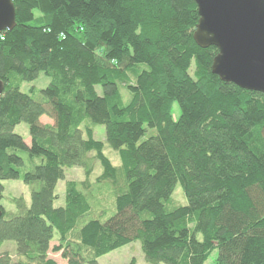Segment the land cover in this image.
<instances>
[{
	"label": "trees",
	"instance_id": "1",
	"mask_svg": "<svg viewBox=\"0 0 264 264\" xmlns=\"http://www.w3.org/2000/svg\"><path fill=\"white\" fill-rule=\"evenodd\" d=\"M13 3L16 27L0 33V201L3 182L17 180L31 204L0 207V248L16 244L0 264H58L50 252L98 264L136 241L150 264H264V95L212 73L218 50L194 41L195 0ZM41 74L45 89L22 92ZM21 124L30 144L15 132ZM94 161L103 173L92 183ZM73 168L86 179L68 181L56 207ZM178 185L187 206L172 205Z\"/></svg>",
	"mask_w": 264,
	"mask_h": 264
},
{
	"label": "water",
	"instance_id": "2",
	"mask_svg": "<svg viewBox=\"0 0 264 264\" xmlns=\"http://www.w3.org/2000/svg\"><path fill=\"white\" fill-rule=\"evenodd\" d=\"M199 22L194 41L215 47L212 73L220 81L264 95V0H195ZM16 27L13 0H0V33ZM5 84L0 81V99ZM3 210L0 208V220Z\"/></svg>",
	"mask_w": 264,
	"mask_h": 264
},
{
	"label": "rangeland",
	"instance_id": "3",
	"mask_svg": "<svg viewBox=\"0 0 264 264\" xmlns=\"http://www.w3.org/2000/svg\"><path fill=\"white\" fill-rule=\"evenodd\" d=\"M50 84V79L44 74H41L40 77L31 82L25 83L22 86V92L28 93L30 89H45ZM100 90V89H99ZM124 97L128 100L125 89L123 88ZM129 96V95H128ZM130 98V97H129ZM174 116L177 119L180 116V109L177 104L174 105ZM43 124H53V121L47 117L41 119ZM15 132L23 137L26 143L30 144L31 138L29 135V127L26 124L19 125ZM95 139L102 141L105 145L104 154L111 160L112 164L116 167L121 165V159L119 153L114 150L108 143L106 138V129L103 126L95 127ZM94 153L91 154V157H94ZM103 173V168L98 161H94V172L91 177L92 183H95L96 179ZM85 171L81 168L67 169L65 171V180H62L58 183L56 189L57 202L56 207L64 206L65 204V194H66V184L68 181L82 182L85 181ZM4 193L3 198L0 201V207L4 210L5 213L17 212V208L12 204V200L15 198L23 197L28 206L31 204V187L25 185L21 181L11 180L3 182ZM104 207L107 211L106 219L110 218L114 213L110 208L112 206V197L109 194L104 195ZM114 203V202H113ZM172 205H181L187 206L188 200L184 195V192L180 185L175 189V192L172 196ZM59 237L55 236L52 247L59 245ZM16 249V244L14 242H6L2 248H0V253H10L14 255ZM218 251H214L209 259V263H214L218 258ZM50 258L56 260L58 264H66V261L62 258L61 253L50 252ZM15 259V258H14ZM98 264H150L146 261L145 254L142 250L141 242L136 241L130 245H127L121 249L111 252L110 254L100 258Z\"/></svg>",
	"mask_w": 264,
	"mask_h": 264
}]
</instances>
